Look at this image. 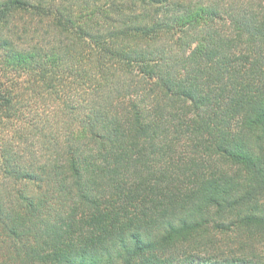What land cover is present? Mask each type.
Here are the masks:
<instances>
[{"label": "trees", "instance_id": "1", "mask_svg": "<svg viewBox=\"0 0 264 264\" xmlns=\"http://www.w3.org/2000/svg\"><path fill=\"white\" fill-rule=\"evenodd\" d=\"M0 264H264V0H0Z\"/></svg>", "mask_w": 264, "mask_h": 264}, {"label": "rangeland", "instance_id": "2", "mask_svg": "<svg viewBox=\"0 0 264 264\" xmlns=\"http://www.w3.org/2000/svg\"><path fill=\"white\" fill-rule=\"evenodd\" d=\"M235 235L236 234H228V235H226L224 237H220L219 238V240H220L219 244H220V246H222L221 250H223V249L225 250L226 248H230V247H235L236 246Z\"/></svg>", "mask_w": 264, "mask_h": 264}]
</instances>
